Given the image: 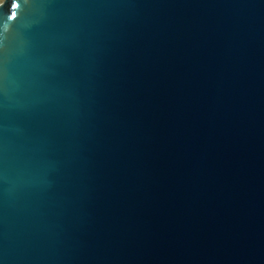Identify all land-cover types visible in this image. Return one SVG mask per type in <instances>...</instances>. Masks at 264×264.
<instances>
[{
    "label": "water",
    "instance_id": "1",
    "mask_svg": "<svg viewBox=\"0 0 264 264\" xmlns=\"http://www.w3.org/2000/svg\"><path fill=\"white\" fill-rule=\"evenodd\" d=\"M0 264H264V0H0Z\"/></svg>",
    "mask_w": 264,
    "mask_h": 264
}]
</instances>
